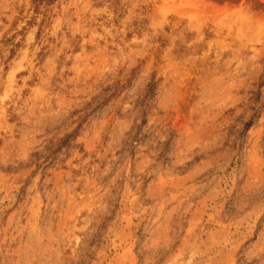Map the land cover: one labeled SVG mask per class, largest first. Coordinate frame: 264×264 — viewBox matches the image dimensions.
Instances as JSON below:
<instances>
[{"label": "rangeland", "instance_id": "obj_1", "mask_svg": "<svg viewBox=\"0 0 264 264\" xmlns=\"http://www.w3.org/2000/svg\"><path fill=\"white\" fill-rule=\"evenodd\" d=\"M0 264H264V0H0Z\"/></svg>", "mask_w": 264, "mask_h": 264}]
</instances>
